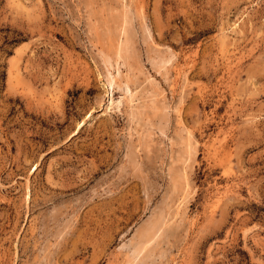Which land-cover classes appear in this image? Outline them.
Instances as JSON below:
<instances>
[{"label": "rangeland", "instance_id": "rangeland-1", "mask_svg": "<svg viewBox=\"0 0 264 264\" xmlns=\"http://www.w3.org/2000/svg\"><path fill=\"white\" fill-rule=\"evenodd\" d=\"M0 264H264V0H0Z\"/></svg>", "mask_w": 264, "mask_h": 264}, {"label": "bare ground", "instance_id": "bare-ground-1", "mask_svg": "<svg viewBox=\"0 0 264 264\" xmlns=\"http://www.w3.org/2000/svg\"><path fill=\"white\" fill-rule=\"evenodd\" d=\"M125 48H126V47H125ZM118 58H119V57H118ZM108 75H109V74H108ZM108 77H109V76H108ZM109 78H110V77H109ZM106 79H107V78H106ZM111 80H112V79H111ZM109 81H110V80H109ZM109 81L107 82V80H106V82H107L108 86H109V85L111 86L112 84H110V82H109ZM108 92H109V91H108ZM108 104H109V103H108ZM138 115H139V114H138ZM26 198H27V197H26Z\"/></svg>", "mask_w": 264, "mask_h": 264}]
</instances>
